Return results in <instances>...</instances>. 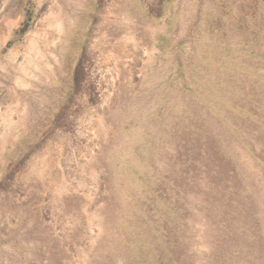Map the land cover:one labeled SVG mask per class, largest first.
<instances>
[{"label":"rangeland","instance_id":"1","mask_svg":"<svg viewBox=\"0 0 264 264\" xmlns=\"http://www.w3.org/2000/svg\"><path fill=\"white\" fill-rule=\"evenodd\" d=\"M0 264H264V0H0Z\"/></svg>","mask_w":264,"mask_h":264}]
</instances>
